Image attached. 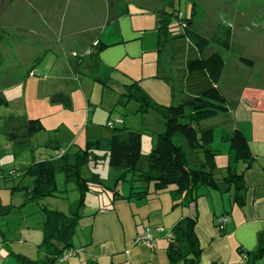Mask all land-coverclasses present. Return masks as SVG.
I'll return each instance as SVG.
<instances>
[{"label": "rangeland", "instance_id": "1", "mask_svg": "<svg viewBox=\"0 0 264 264\" xmlns=\"http://www.w3.org/2000/svg\"><path fill=\"white\" fill-rule=\"evenodd\" d=\"M127 1L0 0V97L7 99V103H0V202L11 206L10 213L0 219V264H21L11 252H21L19 240L30 242L29 235L40 232L43 221L39 204L29 202L22 205L23 192L11 191V187L20 180L5 178L8 170L20 169L33 161L49 158L58 152L54 144H59L69 153L86 149L89 139L99 138L105 145L112 135V127L108 122L118 127H141L142 115L137 112L139 102L130 100L126 105L118 103L116 87L105 84L97 77L98 72L94 68L84 65L90 62L87 51L92 46L89 43L91 39L97 36L104 21L121 11ZM133 1L143 6H153L152 3L161 0H151V3L149 0ZM195 2V23L201 34L210 38L215 32L223 33L231 29V50L210 44L206 53L217 50L225 62L218 86L228 102L227 114L232 118L227 128H240L259 157L258 162L264 163V0ZM163 4L166 11L178 13V16L173 17L172 25L174 33L179 32V18L190 13L191 1L174 0V4L169 5L168 0H165ZM169 38L166 53L171 68L170 77L175 81L186 57L178 51V57L173 58L172 62L175 47L171 40L175 39ZM186 44L187 52L189 49L192 51L189 43ZM180 46L177 44V50ZM241 57L252 60V66L241 61ZM80 59H83V64L78 63ZM76 65L78 68L73 70ZM32 69L34 72L28 74ZM68 71L71 75H68ZM55 85L71 95V109L61 104H51L48 96L44 95L45 90ZM252 97L256 99L251 100ZM11 114L41 117L45 124V129L33 136L32 147L19 154L14 153L12 143L6 136V119ZM223 117L225 114L221 113L217 118L206 121L214 122ZM222 128L215 129L211 144L212 148L220 152V167L225 164L228 147V143L221 138ZM142 131V154L148 156L151 151V132ZM175 141H178L177 137ZM96 152L104 156L105 150ZM99 161L102 162H99L98 167H95V160L84 165L82 175L89 177V169L99 172L106 176L104 181L109 185L107 177L121 170L118 172L107 163L103 164V160ZM146 166L147 160L139 164L142 170ZM56 184L58 194L47 197L45 202L60 210H67L78 198V190L73 183H65L63 174L56 176ZM91 197L89 194L88 198ZM3 232L6 246L2 241ZM79 240L77 235L74 243L78 244ZM34 254L30 258L43 256L37 249ZM80 256L76 254L73 257ZM74 259L71 258V261Z\"/></svg>", "mask_w": 264, "mask_h": 264}, {"label": "trees", "instance_id": "2", "mask_svg": "<svg viewBox=\"0 0 264 264\" xmlns=\"http://www.w3.org/2000/svg\"><path fill=\"white\" fill-rule=\"evenodd\" d=\"M191 1L190 13L180 17V31L174 33L172 20L178 13L166 11L158 13V30L160 44L167 43L171 37L173 43V58L178 51L184 54L186 59L178 70L179 75L175 78L172 90L179 97L178 101L165 106L155 102L151 96L140 86L139 82L133 81L125 85L120 92L118 103L126 105L130 100L139 102L137 112L146 113L150 110L158 112L164 118V130L156 135L153 147L148 154V167L146 171H139L142 158V131L128 127H112V135L107 147L101 139L88 140L86 149L74 153L63 151L59 157L40 161H33L29 165L17 170H8L5 178L19 179L28 178L29 185L26 187L14 184L12 189H20L24 194V203L44 200L49 196H56L59 192L56 184V176L63 174L66 184L73 183L78 190V198L71 204L68 213L46 204H41L43 214L42 233L43 237L37 248L43 253L41 258L32 259L26 255L14 253L21 264H58L59 258L70 248H74V239L77 235L82 210L92 184H101L98 174L86 178L82 175V167L91 160H98L103 156L93 155L94 150H106L108 164L111 168L122 170L116 182L125 180L128 173L137 176V179L154 182L160 189L168 185H176L177 191L183 194V201L196 200L198 190L205 186L216 189L221 193L232 192L233 201L238 204L244 203V176L235 171V166L240 162L252 164L254 155L249 142L243 131L233 129L228 136V162L226 174L222 180H218L219 170L216 165V150L211 144L214 137V125H204L206 119L213 118L221 113L225 114L223 123L231 120L228 116V102L219 89L218 83L224 70V59L217 50L206 53L210 44L226 50L232 49L231 29L223 33H214L210 38L201 34L195 23L197 5ZM168 4H174V0H168ZM186 42L190 49H185ZM177 44L181 46L177 50ZM97 44L88 54L94 64L98 63L99 53L104 48ZM178 57V56H177ZM176 57V58H177ZM241 61L252 66L253 61L241 57ZM34 72L33 69L28 74ZM99 77V76H97ZM100 80L108 83L107 80ZM52 104H61L64 108H72L71 95L66 91L54 92L49 96ZM0 103H7V99L0 97ZM6 123L7 139L12 143L15 154L32 147L33 136L45 129L40 117H28L25 115H9ZM175 137L180 138L190 150L200 151L204 155V161L200 167H190L184 147L177 143ZM60 151V152H61ZM147 191L131 192L129 197L143 198ZM177 203L175 202L174 205ZM11 210L10 205L0 202V219L6 217ZM197 214L184 216L170 229L168 236L167 252L172 264H203L202 247L196 233ZM264 256V240L260 239L258 251L248 254V264H258ZM65 264V263H64ZM85 264H97L96 261H87Z\"/></svg>", "mask_w": 264, "mask_h": 264}, {"label": "crops", "instance_id": "3", "mask_svg": "<svg viewBox=\"0 0 264 264\" xmlns=\"http://www.w3.org/2000/svg\"><path fill=\"white\" fill-rule=\"evenodd\" d=\"M164 1L152 3L153 6H143L133 0L127 1L121 11L119 10L104 21L97 36L89 42L92 45L93 41H97L99 45L104 44L105 46L99 53L97 64H94L90 59V62L84 63V65L94 68L101 79L108 81L107 85L116 87L118 98L125 85L137 81L158 104L168 106L179 99L172 90L174 81L170 77L171 68L166 53L167 43L160 44L158 13L165 9ZM148 2L151 3V0ZM82 62L83 59L78 61L80 64H83ZM77 68L78 65L73 70ZM68 75H71V72L68 71ZM58 91L64 90L59 85H55L53 88L45 90L44 95L49 98L52 93ZM254 99L256 98L252 97L251 100ZM262 100L264 102V95ZM140 114L142 115L141 127L133 129L139 131L145 129L151 132L152 149L156 135L164 130V118L154 110ZM222 121L224 119L219 118L214 122L206 120L205 123L203 122L204 125H214V133L217 127H223L221 138L228 143L225 164L221 167L219 166L220 157H218L220 152L212 148L217 153L218 180H222L226 174L228 136L236 128L232 130L227 128L232 118L227 123ZM122 123L124 122L122 121ZM177 143L184 147L190 167L202 165L204 161L202 152L190 150L180 138ZM53 147L59 153H54L49 158L59 157L60 151L65 150L59 144H54ZM106 147L107 144L104 145V148ZM250 148L254 155L253 163L240 162L235 166V171L244 176L245 199L243 204L233 201L232 192L221 193L205 186L199 188L196 200L182 202L183 194L177 191L176 185L158 189L154 182L137 179V176H133L131 173L126 175L125 180L116 182L122 170L120 173L115 171L116 173L114 172L110 178L107 177V181H110V184L107 185L104 181L106 176L89 169L91 174L86 178L98 174L102 183L92 184L91 190L86 196L77 230L80 240L78 244L74 245V247L82 248V252L79 253L81 256L79 258L72 256L65 264H85L91 260L96 261L97 264H172L167 252L170 229L182 217L196 214V233L202 247L203 264H248V254L252 257V254L256 253L260 247V239L264 240V163L258 162L259 157L253 152L251 145ZM96 151H93V155H99ZM99 159L103 160V164H108L106 150L104 156ZM99 159L96 160L95 167H98L99 162H102ZM143 160H147V166L143 170L139 167L137 174L147 170V154H142L140 163ZM17 169L19 168L11 170ZM117 170L119 172V169ZM26 181H28L27 184L22 185ZM29 181L26 178L19 181L18 184L23 188L29 185ZM12 187V192H22L20 189L13 190ZM143 190L147 191L145 197H129L131 192ZM89 194L93 197L88 198ZM45 199L37 204L40 207L41 204L50 206L48 202H45ZM175 202L176 205H174ZM24 204L27 203L23 201L22 205ZM70 206L67 207V210L61 211H69ZM223 215L228 217V221L223 227H220L218 221ZM146 229H149L153 236L152 246L136 241L137 235ZM42 237L41 224L40 232L29 235L30 242L25 243L24 239L19 240V251L21 252L12 251L11 253L14 256V253H19L34 257L36 249L38 252L37 246ZM4 238L6 239V235L3 232L2 241ZM3 244L6 246L5 241ZM71 258L75 259L71 261ZM258 264H264L263 259L258 261Z\"/></svg>", "mask_w": 264, "mask_h": 264}, {"label": "built area", "instance_id": "4", "mask_svg": "<svg viewBox=\"0 0 264 264\" xmlns=\"http://www.w3.org/2000/svg\"><path fill=\"white\" fill-rule=\"evenodd\" d=\"M96 44H97V41H94L92 43V46L88 49L87 52L90 53L92 51V48ZM118 121L120 123L122 122L121 119H118ZM116 123H118V122L116 121ZM108 125L111 127V126L114 125V123L113 122H108ZM62 153H63V151L60 152V154H62ZM227 221H228V217L226 215L221 216L219 218V221H218L220 227H223L226 224ZM160 229H162V228H160ZM136 241L137 242H145L147 245L152 246V244H153V236H152L150 230L146 229L143 233L138 234L137 237H136ZM80 252H82V248H77V247L70 248V249L66 250L64 252V254L59 258L58 263L59 264H64L70 257H72V256H74L76 254H79ZM262 259L264 261V256H263Z\"/></svg>", "mask_w": 264, "mask_h": 264}]
</instances>
